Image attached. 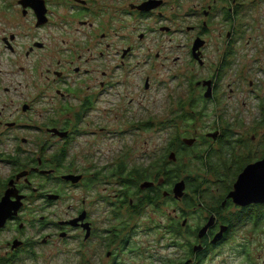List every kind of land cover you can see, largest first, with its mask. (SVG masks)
Here are the masks:
<instances>
[{"label":"flooded vegetation","instance_id":"1","mask_svg":"<svg viewBox=\"0 0 264 264\" xmlns=\"http://www.w3.org/2000/svg\"><path fill=\"white\" fill-rule=\"evenodd\" d=\"M262 16L264 0H0V203L9 193L6 202L11 208L10 218L0 228V238L7 232L11 234L0 246V264L19 259L21 249L27 245L21 241L25 215L63 204L68 189L86 182L88 189L102 200L100 190L93 189L100 182L101 178L96 176L99 171L76 165L77 138L84 129L101 127L102 115L116 110L113 104L116 90L122 89L119 93L122 98L127 88L132 87V59L139 48L149 51L144 43L151 34L159 37L158 45L163 48L160 52L164 50L163 37L169 36L170 42L173 37L183 39L185 44L174 48L178 54L173 57L175 66L189 68V84L193 85L189 105H194L193 108L201 105V111L211 113L220 99L225 98L223 83H228V98L245 88L255 91L256 79L247 82L235 72V80H231L230 72L238 63L233 57L244 44L241 41L247 38V45L256 47L254 36ZM197 67L206 72L196 73ZM145 83L150 89L149 76ZM246 104L242 102L243 106ZM193 112L197 114L196 110ZM226 126L216 128L217 139L209 136L214 133H209L205 140L220 142L225 135L228 139L231 132ZM244 134L247 135L245 131ZM236 138L239 140L241 136ZM255 138L252 136L251 140ZM192 140L193 146L182 147L194 148L198 139ZM80 158L81 162L94 160L92 149L84 150ZM5 167L10 169L7 177ZM104 174L111 181L116 168ZM68 176L75 177L67 179ZM146 182L154 186L142 189L145 182L140 183L134 196L126 195L123 188L125 197L128 196L125 203L129 202L128 206L137 213L147 206L161 208L163 202L175 195L174 187L171 191L165 188L159 191L163 177ZM138 196L142 200L150 196L155 202L134 206ZM104 200L114 204L117 194ZM175 201L182 202L186 210L198 211L196 200L193 206L184 199ZM92 203L83 199L68 219H59L54 213L38 221V231H47L39 236H45L43 244L49 246L57 237L71 239L75 232L83 234L85 244L100 241L96 214L92 215V209L88 208ZM17 207H20L18 215H14ZM232 208L239 214L244 210L228 198L219 208L208 207L210 217L205 216L202 227L199 224L194 231L188 230L185 211L183 217H178L182 225L168 227L171 234L177 236L183 231L189 236L185 244L187 255L177 264H198L208 252L228 240L236 220L235 213L230 212ZM116 213L117 208L114 216ZM106 214L113 216L112 209ZM211 218L214 225L201 237V230ZM113 228L114 225L107 231L110 236L104 241L107 247L117 244ZM226 229L223 239L214 244L216 236ZM16 241L23 246L15 248ZM107 257L112 259V252Z\"/></svg>","mask_w":264,"mask_h":264},{"label":"rangeland","instance_id":"2","mask_svg":"<svg viewBox=\"0 0 264 264\" xmlns=\"http://www.w3.org/2000/svg\"><path fill=\"white\" fill-rule=\"evenodd\" d=\"M258 29L254 36L256 47L253 44L247 45V38L241 41L244 44L233 57V61L238 63L230 72L231 80H235V72L247 79V82L256 79L258 85L255 91L245 88L240 94L228 98L230 89L226 88L228 83H223L225 98L220 99V103L211 113L205 109L201 111V105L194 109L189 106L190 86H193L189 84V68L183 65L175 66L173 57L178 54H175L174 48L178 44H185L183 39L176 40L173 37L170 42L169 36L163 37L164 50L160 52L163 48L158 45L159 37L151 34L144 43L148 44L149 51L139 48L132 59V87L127 88L126 95L122 98L119 94L122 89L116 90L117 98L113 101L116 110L106 116L102 115L104 121L101 122V127L84 129L77 138L74 150L78 152L79 158L76 165L89 167L92 172L94 169L99 171L96 176L101 179L93 189L100 190L102 200L97 199L94 191L88 189L89 182H86L72 190L68 189V198L63 204L52 209L44 207L31 213V216L25 215L21 241H25L27 245L21 249L20 258L14 262L9 261L8 264H170L174 261L173 264H177L184 259L187 255L185 244L189 236L183 231L177 236L171 234L168 227L181 224L178 217H183L184 211L189 219L188 230L194 231L199 224L202 227L206 217H210L208 207H216L222 191H225V180L228 184L232 182L231 185L234 186L238 179H235L238 167L232 162L244 160L248 155L254 160L263 157L264 124L258 126L260 120L264 122L263 16L259 20ZM170 49L173 52H170ZM198 72L204 74L206 71L197 67L196 73ZM118 74H121L119 70ZM147 76L150 77L148 90L145 83ZM243 101H246V106L242 105ZM193 110H196L197 114H194ZM191 112L194 117L187 119ZM223 125H227L231 132L228 139L225 135L220 142L205 140L209 133H214L216 128ZM237 135L241 136L239 140ZM252 136L256 137L255 140H251ZM177 137H180L179 148L185 145L184 139H198L195 152L192 151L183 158L181 180L196 178L198 175L206 177L210 184L204 185L203 190L211 189L215 199L202 197L199 204L196 201L197 212L186 210L185 205L180 201L176 202L174 196L163 202L161 208L147 206L138 213L136 209L133 211L125 203L122 181L127 180L130 173L137 168H147L150 164L160 161L163 163L168 154L171 157L174 152L168 153V149ZM89 148L93 151L94 160L81 162V155ZM210 150H213L215 158L212 167L209 164L208 169L202 167L197 158L204 155L206 157ZM221 158L223 164L219 163ZM172 161L175 162L174 159ZM115 168L119 173L124 170L123 175L114 176L111 181L107 180V174L104 173ZM215 168L219 173L215 172ZM4 173L7 177L10 169L5 167ZM217 174H220L222 184L219 183ZM37 183L40 185V181ZM169 189L170 187L166 188ZM130 192L134 196V190L131 189ZM116 194L117 200L114 204L104 200L109 195L114 197ZM83 199L93 201L90 207L88 204V208L92 209V215L96 214L94 219L101 231L100 241L85 244L83 234L75 232L71 239L57 237L49 246L43 244L45 236H39L47 234V231H38V221L43 217H51L54 213L59 219H68L75 214L74 209L79 208ZM140 200L141 197H136L134 206ZM116 208L117 213L114 216ZM109 209H112L113 216L106 214ZM247 210L252 214L248 215L251 217L237 221L233 217V231L228 240L208 252L198 264H264V205L253 206ZM237 211L232 208L230 212L235 213L236 218L239 215L242 217ZM201 220L203 221L200 222ZM113 225L118 236L117 244L107 247L104 241L106 236L109 239L107 231ZM178 236L181 239H177ZM10 237V233H5L0 238V246ZM179 245H182L181 248ZM108 252H112V259L107 257Z\"/></svg>","mask_w":264,"mask_h":264},{"label":"trees","instance_id":"3","mask_svg":"<svg viewBox=\"0 0 264 264\" xmlns=\"http://www.w3.org/2000/svg\"><path fill=\"white\" fill-rule=\"evenodd\" d=\"M190 108L194 109V105H189ZM185 108L182 109V112L184 113ZM187 119L189 117H194L193 112H191L190 115H187ZM183 120H186L183 118ZM261 124H264V122H259L258 126H261ZM180 140V137H177L176 139H174L173 143L171 144V146L168 149V153L169 152H174L176 154V158L177 160L175 162L172 161L171 157L169 156V154L165 157L163 163L162 161L157 162L155 164H150L147 168L146 167H141V168H137L135 169L132 173H130L129 177L127 178V180L122 181V185L123 188L125 190H127L126 195H132L130 191L131 189L135 190L134 194H138L137 192H139V184L146 182V181H156L158 178L163 177V185H160L161 187L159 188V191H161L162 188H168L170 187V191L172 189V187L182 179L181 177V169H183V166L181 165V163L183 162V158H185L186 156L189 155V153H191L192 151L195 152L196 146L194 148H189V147H181L179 148V146L177 145V142ZM208 155L205 157L202 156L200 158H197L198 161L201 162V166L202 167H207L209 169V164L212 167V162L213 159L215 158L213 155V150H210L207 152ZM221 154V153H219ZM232 156V155H231ZM263 157H264V153H263ZM231 158V157H230ZM221 161H219L220 164H223L222 158L220 159ZM258 160V159H257ZM254 160L253 158L250 157V155L246 156V159L244 160H240L238 162H232V164L236 165L238 167V171L237 174L235 176V179L237 178V176L239 175V173H242L243 170L250 165L251 163L257 161ZM226 161H229V159H226ZM181 165V166H180ZM200 167V166H199ZM213 170V169H212ZM206 173L208 172V170L205 171ZM215 172L219 173V170L217 168H215ZM124 173V170L119 173L116 172L115 177H121ZM218 179H219V183L222 184L221 181V176L220 174H217ZM225 180V179H224ZM187 182V190L184 197V202L189 205V206H193V202L194 200L197 201V203L199 204L201 201L200 199L203 198H208V199H215L214 195L211 193V189L208 191H204L203 187L204 185H209V180L206 179V177H202L201 175H198L196 178H186L185 180ZM232 182L230 184H228V182L225 180L224 185L225 186V191H222V195L221 198L219 200H217V206L219 208V206L221 207V203H223L226 199H228V196L230 194V192L232 191V187L233 185H231ZM158 194V193H156ZM128 196H126L125 198L127 199ZM147 199L145 200H140L139 203L137 205H150L153 204L155 201H152L150 196H146ZM196 201L194 202V205L196 206ZM232 203V201H231ZM126 204H130L129 202H127ZM262 206V205H261ZM251 208V207H249ZM221 209V208H220ZM248 208H244L243 213H240L242 215V217H240V215L236 218V220H242L245 219L246 217H251L248 215H252L249 214L247 211ZM241 218V219H239ZM235 220V221H236ZM4 264H8V261L5 260Z\"/></svg>","mask_w":264,"mask_h":264},{"label":"water","instance_id":"4","mask_svg":"<svg viewBox=\"0 0 264 264\" xmlns=\"http://www.w3.org/2000/svg\"><path fill=\"white\" fill-rule=\"evenodd\" d=\"M218 135H219V133H214V134H211L209 136L217 139ZM194 142H195V140H192V139H185L184 140V144H186L188 146H193ZM171 159L172 160L174 159V161L177 160L175 153H172ZM249 173L254 174V178H253L251 184L248 186L247 190L242 191L241 186L238 183L239 177L242 175H245V174H249ZM74 177L75 176H68L67 179H71ZM74 182L77 183L78 179ZM152 186H154V183L145 182L142 184L141 188L146 189V188H149ZM186 190H187V182L185 180L178 181L174 185V189H173V192L175 194L174 195L175 198L177 200H181V198H183L185 196ZM8 197H10L9 193L7 194L4 201L2 203H0V228L5 227L8 219L10 218L11 208L7 205V202H6V199ZM228 198L232 199L234 204H236L237 206H240L242 208H248V207L253 206V205H264V159H262L256 163H252V164L248 165L243 170V172L238 176V179H237L236 183L234 184V188L230 192ZM19 208L20 207H17L15 213H13L14 215H18ZM213 225H214V220H213V218H211V220L207 224V226H205L201 230L200 236L203 237L205 234H207L208 230ZM226 231H227V229L222 230V232L216 236L213 243L216 244L219 241H221L223 239L222 238L223 234ZM22 245H23V243L21 241L15 242V248H18Z\"/></svg>","mask_w":264,"mask_h":264},{"label":"snow or ice","instance_id":"5","mask_svg":"<svg viewBox=\"0 0 264 264\" xmlns=\"http://www.w3.org/2000/svg\"><path fill=\"white\" fill-rule=\"evenodd\" d=\"M254 178V174L249 173L239 177V185L241 186L242 191H246L248 186L251 184Z\"/></svg>","mask_w":264,"mask_h":264}]
</instances>
